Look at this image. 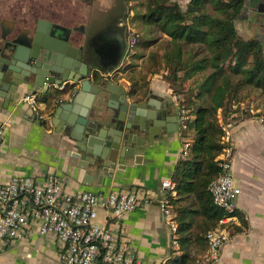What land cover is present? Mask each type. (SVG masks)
I'll use <instances>...</instances> for the list:
<instances>
[{"label": "crops", "instance_id": "0c3cea01", "mask_svg": "<svg viewBox=\"0 0 264 264\" xmlns=\"http://www.w3.org/2000/svg\"><path fill=\"white\" fill-rule=\"evenodd\" d=\"M30 1L32 0H0V43L5 20L13 22L14 30L18 32L36 27L39 19L68 27L82 26L85 31L75 34L91 50L94 47L84 41L93 39L98 31V27H94L95 23L100 20L103 23L106 21L105 28L113 24L112 29L118 31V35H123L126 31L128 42L129 35L132 34L130 29L135 12L133 9L129 10L131 1L127 7L128 0H78L73 8L67 5L59 14L55 10L56 5L48 6L51 8L48 11L43 10L45 6L40 2L43 0H33V10L30 8ZM174 1L186 8L191 0ZM120 4L124 7L121 15L117 8ZM16 9L18 10L15 11ZM108 15H112L111 20L106 19ZM245 25L244 21L237 20L238 33L242 28L244 35L248 36L244 31ZM113 34L115 33L108 34L107 42H115L118 35ZM260 35L264 48V28ZM122 63L123 61L117 67L112 63L103 67L98 65L104 71L100 76H108V80L116 87L118 84L120 87L124 86L133 98L147 101L148 109L153 108L157 101L173 100L170 87L163 81L153 80L145 93H132L131 82L120 71ZM46 88L47 86L35 93L30 87L22 85L14 95L4 92L6 96H0V121L5 124L0 144V187L15 175L30 176L38 182H44L47 177L54 175L64 182L70 192L89 191L106 196L114 191L133 188L147 190L152 194L153 200L138 207L125 220L117 222L112 212L99 209L96 222L100 225L110 224L126 244L136 251L140 264H168L173 250L179 246L173 243L171 228L160 207V199L165 194L162 181L167 178L172 180L177 164L184 158L186 137L190 138L192 144V135L181 131L178 121L177 125H171V129L176 132L156 141L154 146L149 147L148 153L139 151L142 158L140 163H133V169L116 172L113 179L107 174L100 176L84 166L87 161L71 147L73 143L67 134L66 125L55 115L61 103L70 102L69 94L62 93L63 85L54 87L59 94L56 103L55 100L49 101ZM30 93L37 94L38 99L43 102L38 111L22 101ZM256 117L260 120H256ZM237 119L232 169L235 183L242 189L236 200L237 209L245 215L247 224L242 230L233 228L230 240L222 248L219 264H264V118L258 114H243ZM178 196L176 191L173 198H179ZM234 224L239 226V219L234 220ZM201 252L199 258L205 249ZM0 264H61L57 238L53 234L42 235L36 226H32L23 238L10 242L0 252Z\"/></svg>", "mask_w": 264, "mask_h": 264}, {"label": "trees", "instance_id": "16d2710c", "mask_svg": "<svg viewBox=\"0 0 264 264\" xmlns=\"http://www.w3.org/2000/svg\"><path fill=\"white\" fill-rule=\"evenodd\" d=\"M144 2V22L155 25L158 31L170 38L165 42L163 51L153 50L148 55L147 71L155 73L164 69L175 81L188 80L203 73L197 96L210 97L206 105L188 99L193 108L183 99L182 105L192 115L187 122L186 134H191L193 140L188 157L179 161L172 176L179 195V198H171L178 222L179 248L173 250L168 264H197L198 259L194 261L190 252L193 243L204 245L206 250L207 231L215 228L227 215L213 203L209 191L210 183L222 170L217 158L225 146L218 113L221 110L228 118L234 112L231 107L233 102L246 100L239 94L245 88L260 90L264 98V48L261 42L239 35L236 23L242 5L236 0H191L186 8L174 0ZM208 5L213 13L208 10ZM191 44H200L201 51L187 50L186 47ZM205 51L207 54L201 55ZM209 69L211 71L205 73ZM232 74L242 78L234 83ZM144 86L139 81H133L131 92L145 93L147 87ZM248 101L252 104L257 99ZM258 115L264 118V109ZM183 202L187 204H181ZM194 202L196 208L190 204ZM233 215H237L240 221L234 229L242 230L247 224L245 215L238 209ZM197 216L201 217L200 230L193 232Z\"/></svg>", "mask_w": 264, "mask_h": 264}, {"label": "water", "instance_id": "95a60500", "mask_svg": "<svg viewBox=\"0 0 264 264\" xmlns=\"http://www.w3.org/2000/svg\"><path fill=\"white\" fill-rule=\"evenodd\" d=\"M76 32H84V28L45 19L18 32L13 22L5 20L0 43V96H6L4 92L14 95L22 85L35 93L47 86L49 101L58 103L54 87L63 85L61 92L69 94L70 102L61 103L55 115L64 121L71 147L87 161L84 166L113 179L116 172L140 163V150L146 154L156 141L176 132L171 125L180 123L178 110L172 99L157 101L148 109L147 101L133 98L124 86L116 87L108 76H100L104 71ZM104 38H108L106 33ZM117 64L118 58L112 62Z\"/></svg>", "mask_w": 264, "mask_h": 264}, {"label": "built area", "instance_id": "2783aa9c", "mask_svg": "<svg viewBox=\"0 0 264 264\" xmlns=\"http://www.w3.org/2000/svg\"><path fill=\"white\" fill-rule=\"evenodd\" d=\"M136 43L130 37L128 48ZM22 101L35 111L43 102L37 94H26ZM178 110L180 129L188 130L187 122L192 118L189 110L173 96ZM233 113L225 118L222 111L218 120L225 145L218 156L221 172L209 185L213 203L227 212L219 224L206 233L207 248L197 264H219L223 246L230 240L234 228L233 213L237 210V198L242 189L236 185L233 175V139L238 117L243 114L257 115L261 111L248 100L235 101ZM256 120L260 118L256 117ZM5 124L0 121V144ZM191 140L186 137L183 155L187 157ZM164 196L160 207L171 228L173 243L178 246V222L171 198L176 196L175 183L171 179L162 181ZM153 200L152 194L140 188L114 191L100 196L89 191L70 192L57 176L50 175L44 182L30 176L15 175L0 187V252L12 241L23 238L36 226L42 235L53 234L57 238L61 264H140L136 251L126 244L120 234L109 224L96 222L98 210L112 212L114 219L121 222L142 205Z\"/></svg>", "mask_w": 264, "mask_h": 264}, {"label": "rangeland", "instance_id": "374dc122", "mask_svg": "<svg viewBox=\"0 0 264 264\" xmlns=\"http://www.w3.org/2000/svg\"><path fill=\"white\" fill-rule=\"evenodd\" d=\"M78 0H55V1H48L43 0L40 1L44 4L45 8L43 10L48 11L51 9L50 7L53 6L56 8L57 13L61 12L63 9H66L67 5L69 8H73L77 3ZM132 2V6H129V2ZM145 0H128V6L129 10L133 9L135 12V19L134 22H131V30L132 32L129 37H135L136 43L132 48H128V51L125 53V57L123 58L122 66L120 67V71L122 72V76L126 77L131 82V85L133 81H139L140 85L144 84V87L149 88V85L153 80L156 81H163L166 86L170 87L172 97L173 96H179L180 103L183 104V99L185 100L186 104L193 108V105L188 102V99H193L195 103L206 105L209 103L210 97L209 95L199 97L197 96L199 92V86L202 81V74L199 73L196 76H194L191 79L188 80H180L175 81L171 78L170 72H165L164 69H158L157 72L152 73L147 71V61L148 55L154 50L163 51V48L165 47V42L170 40V38L160 31L156 29L155 25H150L144 22L143 20V14L145 13ZM30 8L34 10V1H30ZM39 2V3H40ZM68 2V4L66 3ZM50 6V7H48ZM209 6V5H208ZM48 8V9H47ZM6 10V9H5ZM16 9L15 11H17ZM208 10L213 13V9L211 6H209ZM44 12V11H43ZM239 35L243 37L244 39H248L249 36L244 35L242 28H240ZM187 50L191 51H201V45L200 44H191L188 45ZM207 54V51L201 52V55ZM211 70L205 71V73L210 72ZM242 77L240 75H231V79L234 83H237L238 80H240ZM241 96L246 97V100H250L251 98H256L257 101L254 103L256 107L262 111L264 109V98L260 95V90H257L253 87L251 88H245L240 93ZM260 95L261 98L258 96ZM260 104V105H259ZM191 201H195L194 196H191ZM181 204H187V202H183ZM193 205L194 208L197 207V205L194 203H190ZM196 223L194 227L193 232H197L200 230V223H201V217H196ZM204 245L193 243L192 247L190 248V252L193 255L194 261L195 258H199L200 251L203 252ZM180 252V251H179ZM201 252V253H202ZM182 251L180 252V254ZM197 263V262H196Z\"/></svg>", "mask_w": 264, "mask_h": 264}, {"label": "flooded vegetation", "instance_id": "af4514ba", "mask_svg": "<svg viewBox=\"0 0 264 264\" xmlns=\"http://www.w3.org/2000/svg\"><path fill=\"white\" fill-rule=\"evenodd\" d=\"M242 5L239 21L245 22L244 31L249 36V39L260 41V33L261 29L264 28V0H236ZM128 7V3H127ZM119 15L121 12L123 13L124 7L120 4L118 7ZM117 13V9H116ZM106 19L111 20L112 15H108ZM110 23V22H109ZM113 23V22H111ZM110 23V24H111ZM106 21L103 23L102 20L95 23L94 27H98V31L93 39H87L84 42H88L90 46L94 47L93 50L89 49L90 52L94 53L95 60L97 64L101 67L110 65L109 63L114 62L116 58H118V64L121 63L123 58L125 57V53L128 51V38L126 35V31H124L123 35H118V31L113 30V24L105 28ZM5 29H8V26L5 25ZM82 29V28H81ZM124 30V29H123ZM85 31V30H84ZM106 35H118L117 39L115 38V42H107ZM87 44V43H86ZM108 45L113 46V50H109ZM96 51V52H95ZM98 52V53H97ZM115 67V66H114ZM119 71V70H118Z\"/></svg>", "mask_w": 264, "mask_h": 264}]
</instances>
